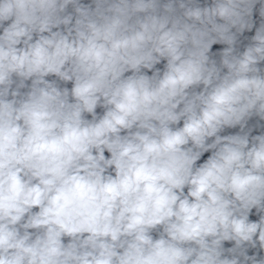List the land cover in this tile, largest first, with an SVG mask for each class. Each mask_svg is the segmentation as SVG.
Returning <instances> with one entry per match:
<instances>
[{
    "label": "clouds",
    "instance_id": "9594fccd",
    "mask_svg": "<svg viewBox=\"0 0 264 264\" xmlns=\"http://www.w3.org/2000/svg\"><path fill=\"white\" fill-rule=\"evenodd\" d=\"M0 264H264V0H0Z\"/></svg>",
    "mask_w": 264,
    "mask_h": 264
}]
</instances>
